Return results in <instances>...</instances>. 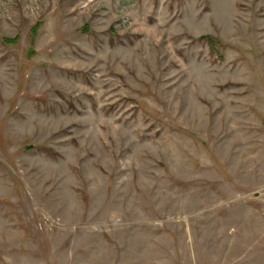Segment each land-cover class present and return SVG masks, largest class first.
Listing matches in <instances>:
<instances>
[{
  "label": "rangeland",
  "instance_id": "obj_1",
  "mask_svg": "<svg viewBox=\"0 0 264 264\" xmlns=\"http://www.w3.org/2000/svg\"><path fill=\"white\" fill-rule=\"evenodd\" d=\"M0 264H264V0H0Z\"/></svg>",
  "mask_w": 264,
  "mask_h": 264
},
{
  "label": "trees",
  "instance_id": "obj_2",
  "mask_svg": "<svg viewBox=\"0 0 264 264\" xmlns=\"http://www.w3.org/2000/svg\"><path fill=\"white\" fill-rule=\"evenodd\" d=\"M7 41V40H6Z\"/></svg>",
  "mask_w": 264,
  "mask_h": 264
}]
</instances>
